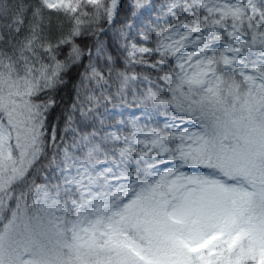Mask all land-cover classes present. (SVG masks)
Returning a JSON list of instances; mask_svg holds the SVG:
<instances>
[{
  "label": "snow or ice",
  "instance_id": "obj_1",
  "mask_svg": "<svg viewBox=\"0 0 264 264\" xmlns=\"http://www.w3.org/2000/svg\"><path fill=\"white\" fill-rule=\"evenodd\" d=\"M0 264H264V0H0Z\"/></svg>",
  "mask_w": 264,
  "mask_h": 264
},
{
  "label": "trees",
  "instance_id": "obj_2",
  "mask_svg": "<svg viewBox=\"0 0 264 264\" xmlns=\"http://www.w3.org/2000/svg\"><path fill=\"white\" fill-rule=\"evenodd\" d=\"M156 2H157V3H159V2H160V0H156Z\"/></svg>",
  "mask_w": 264,
  "mask_h": 264
}]
</instances>
